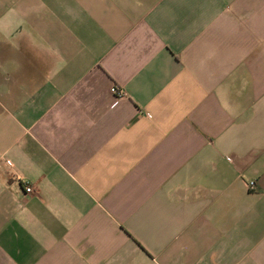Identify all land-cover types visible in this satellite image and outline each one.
<instances>
[{
  "label": "crops",
  "instance_id": "0c3cea01",
  "mask_svg": "<svg viewBox=\"0 0 264 264\" xmlns=\"http://www.w3.org/2000/svg\"><path fill=\"white\" fill-rule=\"evenodd\" d=\"M0 264H264V0H0Z\"/></svg>",
  "mask_w": 264,
  "mask_h": 264
},
{
  "label": "built area",
  "instance_id": "2783aa9c",
  "mask_svg": "<svg viewBox=\"0 0 264 264\" xmlns=\"http://www.w3.org/2000/svg\"><path fill=\"white\" fill-rule=\"evenodd\" d=\"M112 93L115 94V95H119V96L122 95L119 87H117L116 85L112 87ZM254 185H255V183L251 182L250 189H254V187H255ZM26 192H27V194H32V193H34V188L31 187V186H28L26 188Z\"/></svg>",
  "mask_w": 264,
  "mask_h": 264
}]
</instances>
